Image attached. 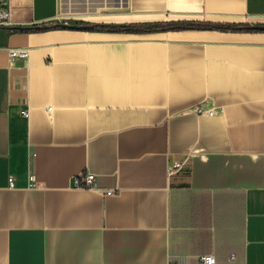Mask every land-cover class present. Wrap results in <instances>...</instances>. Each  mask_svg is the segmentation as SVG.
Returning a JSON list of instances; mask_svg holds the SVG:
<instances>
[{"label": "crops", "instance_id": "0c3cea01", "mask_svg": "<svg viewBox=\"0 0 264 264\" xmlns=\"http://www.w3.org/2000/svg\"><path fill=\"white\" fill-rule=\"evenodd\" d=\"M10 17L0 264H264V30H14L259 24L264 0H12Z\"/></svg>", "mask_w": 264, "mask_h": 264}, {"label": "trees", "instance_id": "16d2710c", "mask_svg": "<svg viewBox=\"0 0 264 264\" xmlns=\"http://www.w3.org/2000/svg\"><path fill=\"white\" fill-rule=\"evenodd\" d=\"M88 25V24H86ZM93 29L106 30V31H128V32H145L155 30H167L178 28H218V29H231V30H247L258 31L262 30L256 28L253 23L249 22H213V21H200V20H181V21H167L157 23H95ZM51 27H62L60 24L46 25V26H30V27H15L17 31L27 30H44Z\"/></svg>", "mask_w": 264, "mask_h": 264}, {"label": "built area", "instance_id": "2783aa9c", "mask_svg": "<svg viewBox=\"0 0 264 264\" xmlns=\"http://www.w3.org/2000/svg\"><path fill=\"white\" fill-rule=\"evenodd\" d=\"M12 0H0V29L9 28L12 25L10 17V8ZM14 54L25 55L26 51L23 49H15ZM25 115L28 114V111H24ZM190 170L189 162L187 159L184 160H174L169 165V175L174 177L178 174H188ZM31 178V185L35 186L34 177ZM14 177L9 178L11 185L14 184ZM73 185L78 188H93L95 186V174L91 172L81 173L74 177ZM107 194H112L114 191L109 189L106 191ZM200 264H216L215 256L211 253H205L199 257Z\"/></svg>", "mask_w": 264, "mask_h": 264}, {"label": "water", "instance_id": "95a60500", "mask_svg": "<svg viewBox=\"0 0 264 264\" xmlns=\"http://www.w3.org/2000/svg\"><path fill=\"white\" fill-rule=\"evenodd\" d=\"M60 25L64 27H70V28H91L93 25H78V24H66V23H61ZM256 28L264 30V23H259L254 25ZM29 27V26H25Z\"/></svg>", "mask_w": 264, "mask_h": 264}]
</instances>
